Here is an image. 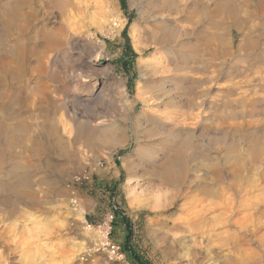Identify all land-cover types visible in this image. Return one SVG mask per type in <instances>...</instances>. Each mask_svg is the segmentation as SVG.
I'll return each mask as SVG.
<instances>
[{"label": "rangeland", "instance_id": "374dc122", "mask_svg": "<svg viewBox=\"0 0 264 264\" xmlns=\"http://www.w3.org/2000/svg\"><path fill=\"white\" fill-rule=\"evenodd\" d=\"M122 1L72 0L70 23L96 48L89 59L72 38L41 62L30 49L0 82V264H137L116 242L125 222L145 264H259L263 249L247 240L264 238V0L232 1L252 14L262 5L253 30L240 32L258 40L223 58L208 20L217 14L212 0ZM59 21L42 24L60 31ZM31 35L5 40L2 67L5 50L15 55ZM153 35L163 36L157 54ZM154 58L163 60L161 97L146 67ZM93 86L99 95L88 99ZM165 98L179 118L146 125L168 109ZM130 102L127 116L120 107ZM136 115L143 127L118 123ZM178 148L188 156L167 168ZM109 214L121 259L101 248L97 227Z\"/></svg>", "mask_w": 264, "mask_h": 264}, {"label": "bare ground", "instance_id": "6f19581e", "mask_svg": "<svg viewBox=\"0 0 264 264\" xmlns=\"http://www.w3.org/2000/svg\"><path fill=\"white\" fill-rule=\"evenodd\" d=\"M232 1L233 0H212L213 5L215 6L216 9L214 8V11H211V13H214V14L217 13V14H215V16H210L208 18V20L213 23L214 28H216V30H215L216 32H213L211 34L212 37L214 38L213 45L216 49V53L217 52L220 53V56L222 55L223 57L227 56L229 54L232 55V54H234L235 51H239V53H240V50L251 51L256 46L257 40H258V39L257 40L255 39L256 40L255 41V40L250 39V38H248V40H247V38H246L247 36L244 33H240V32H243V30L246 28L247 29L249 28V30L252 29V27H251L252 25L250 24L252 19H255V18L261 19V13H262V11H261L262 7L261 6L262 5L257 3L258 4L257 11H256V13L252 14V13L245 11V9L243 10V8L241 6L240 7L234 6V4H236V3L232 2ZM235 2H236V0H235ZM74 3H72V0H9L6 2H4V0H0V56H2V54H1L2 50L1 49H4L3 46H4L5 40L8 41V39H10L12 36H16L17 38H20L23 36L24 33L25 34L26 33H28V34L32 33L33 34V35L29 36L28 38H26V41L17 44L15 55L13 54L14 51L12 49L11 50H5L4 57H5V59L8 60L9 65H8V68L4 67V66L2 67L0 65V67H1L0 68V82L6 81V77H9L10 72L13 71L12 64H16L20 61L25 63L27 60L29 61L31 59V54H29L30 53L29 51L32 50V53L36 52L37 55H40V56H38L39 57L38 59L41 62L46 55L48 56L49 54L53 53L55 51V49H57V48L61 49V47L69 44L70 41H72L71 40L72 38H75V40H76L75 43H73V49L75 48L79 51V57L85 58V59L90 58L91 51H94V49H96V48H95V45H93L90 42L91 39H89L88 37L83 35V33H82L83 29H81V32H79L80 23L77 26H74L77 23H74V25H72L74 20H75L74 16L76 15V14L72 13V10L74 9V6H73ZM246 3L247 2L243 0L242 5L246 6L247 5ZM248 7H250V6H248ZM54 14L55 15L57 14V17ZM52 18H58L60 20L59 21L60 24H62V25L64 24V26H66V27L65 28L63 27L62 29H60V31L59 30L54 31L53 29L47 30L45 28L46 23L45 24H42V23L44 21H50ZM73 18H74V20H73ZM71 19L73 20L72 24L70 23ZM40 24H42V25H40ZM257 26H259V24H257ZM210 29H212V28H210ZM220 31L224 32L223 33L224 37L228 39V42H224L222 40V38L220 37V33H219ZM234 32L238 35L236 39H234V36H233ZM250 37H252V36H250ZM161 38H163V36ZM161 38L157 35L152 36L151 43L153 44L152 46H153L154 54H157L159 52V44H161L160 43ZM236 41L240 42L238 46H235ZM252 43H255V46ZM232 48L235 49V51H232L231 50ZM70 51H71V49H70ZM99 53H96L95 57L99 56ZM59 55H60V53L56 54L53 58H55L57 60ZM258 55H259V60L261 62H264V50H260ZM50 56H52V55H50ZM50 58L51 57H49V59ZM225 58H227V57H225ZM51 62H52V60H51ZM232 62H234V61H232ZM53 67H54V64H51L49 66V68H50L49 74L51 76H54V74H55V70L53 69ZM146 67L148 68L147 71L151 74L153 80L156 81V84L154 86L158 87V88H155V89H158L157 92L159 93L160 97L163 96L164 90H163L162 84L164 83V80H165V77H163V75L165 74L164 69H163L164 68L163 67V60L154 58L150 62H148V65H146ZM80 75H82V74H80ZM73 90L76 93L77 92L78 93L84 92L79 83L73 86ZM231 90H232V88H231ZM97 92H98V88L93 86L92 89L87 91L84 95L88 99H90V98L95 97V96L97 97L99 95V93H97ZM125 93L126 92H124V94H123V98L125 99V102H126L127 99H126ZM202 97H203V95H202ZM150 100H151V98H150ZM142 102L144 105L142 111L144 109H147V108L149 109V106H148L149 104H146L147 103L146 101H142ZM162 103L164 105H170V106L167 107L168 109H166L163 112V114L160 113L159 114L160 116L153 115L152 117H154V118L151 117V119H149L147 121V123L145 122L146 125H155L154 127H156V126L162 125L165 122H173L179 118V116H178L179 113L177 114V112H175L177 109L175 110L174 107L172 109V107H171L172 103H170L169 99L167 101L164 100ZM173 106H174V104H173ZM120 108H121V111L123 112V114L128 116L129 113L135 112L136 102L123 103V105ZM180 117H182V115ZM140 119H141V116L136 115L133 117H128L127 119H125V121L124 120L121 121L122 119L118 120V123L120 125H123L124 122H126V125L129 126L131 129H133L135 126L137 127L140 125V123H141ZM101 123H103V122H101ZM141 125H142V123H141ZM144 125L145 124H143L141 127H143ZM136 127L134 128L135 130H136ZM142 130H144V129H142ZM82 133H84V132H81L78 130L77 136H80ZM131 133H132L133 137L136 136V132H131ZM141 133H144V135H145V134H147V133L149 134L151 132L147 131V133H146V131L145 132L143 131ZM135 139H137V138H135ZM176 144H178V143H176ZM171 145L174 146L175 144H171ZM185 146L187 147V145H184V147ZM186 149L188 151V148H186ZM186 149L178 148L177 153H175V151H174L175 149L172 150V151H174L175 154L171 155L173 157L169 156L170 159L168 158L169 160L167 162V168H171L172 166L177 165L176 161H178L180 159H184L185 158L184 154H185V156L187 155V153H185ZM189 157H187V158L189 159ZM187 158L185 159V161L188 160ZM181 162H183V161H181ZM129 203L136 205L137 204V198L136 197L129 198ZM261 237H259V238L256 237L257 240L248 239L247 242H251V241L258 242V244L261 245L260 247H262L263 252H264V238H261ZM237 241H239V240H237ZM222 245H224V244L222 243ZM236 251H237V249H236ZM251 252H253V251H251ZM244 255H246V254H244ZM249 255H251V254L249 253ZM236 257H239V256L236 255ZM244 257L245 256L240 258L241 263H244L243 261H246L248 263V261H250V259H252L251 256L248 257V255L246 256V258H244ZM263 262H264V256H260L259 257V264H262Z\"/></svg>", "mask_w": 264, "mask_h": 264}, {"label": "built area", "instance_id": "2783aa9c", "mask_svg": "<svg viewBox=\"0 0 264 264\" xmlns=\"http://www.w3.org/2000/svg\"><path fill=\"white\" fill-rule=\"evenodd\" d=\"M112 224H113V215L109 214L105 220L97 227L99 234L101 235V248L106 250L111 258L121 259L124 257L120 246L113 244L109 237L112 231ZM88 229L91 227L88 225Z\"/></svg>", "mask_w": 264, "mask_h": 264}, {"label": "trees", "instance_id": "16d2710c", "mask_svg": "<svg viewBox=\"0 0 264 264\" xmlns=\"http://www.w3.org/2000/svg\"><path fill=\"white\" fill-rule=\"evenodd\" d=\"M121 6H122V8H124V2L122 0H121ZM125 229H126V235H125L124 244L122 246V250L128 251L132 254V257H133L132 262H135L137 264H145L139 260L138 256L134 253V251L130 245V240H131L132 234H131V230L129 228L128 222H125Z\"/></svg>", "mask_w": 264, "mask_h": 264}, {"label": "crops", "instance_id": "0c3cea01", "mask_svg": "<svg viewBox=\"0 0 264 264\" xmlns=\"http://www.w3.org/2000/svg\"><path fill=\"white\" fill-rule=\"evenodd\" d=\"M121 225H117V226H115V233L117 232V234H118V239H116V242L118 243V244H122V242H123V240L125 241V235H126V232H125V235L123 234V232H121V231H123L125 228L124 227H120Z\"/></svg>", "mask_w": 264, "mask_h": 264}]
</instances>
